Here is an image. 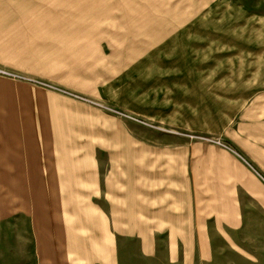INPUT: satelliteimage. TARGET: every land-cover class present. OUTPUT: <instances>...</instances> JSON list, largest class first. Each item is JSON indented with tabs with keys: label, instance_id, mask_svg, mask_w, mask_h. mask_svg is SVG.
<instances>
[{
	"label": "rangeland",
	"instance_id": "374dc122",
	"mask_svg": "<svg viewBox=\"0 0 264 264\" xmlns=\"http://www.w3.org/2000/svg\"><path fill=\"white\" fill-rule=\"evenodd\" d=\"M177 182L181 238L128 220ZM0 264H264V0H0Z\"/></svg>",
	"mask_w": 264,
	"mask_h": 264
},
{
	"label": "crops",
	"instance_id": "0c3cea01",
	"mask_svg": "<svg viewBox=\"0 0 264 264\" xmlns=\"http://www.w3.org/2000/svg\"><path fill=\"white\" fill-rule=\"evenodd\" d=\"M71 170L69 169V172ZM74 172L70 173H79L78 169H73ZM84 174L81 177L87 175L85 180H89V174L87 171L82 172L80 174ZM112 176H111V175ZM109 175L102 176L101 182L94 181H87L88 184H93L102 188V195L103 201L101 209L99 210L101 222L103 229L105 231H109L110 223H114L118 229L122 230L125 233V227L122 224L126 222V213L127 210L125 209L124 203L126 200L124 185L125 180L123 177L116 176L115 172H111ZM118 175L120 172L117 173ZM110 177L117 179V188H113ZM92 178V177H91ZM168 178V177H167ZM186 182H177V185L174 188L173 183H170V187L162 188L156 194V197L152 198H136L134 195L133 203L131 210L128 211L130 221H134L135 223H151L150 229L152 231H157L159 234H167V237L179 238V231H187L190 227L188 223L192 220H196L197 222L200 221L199 218H195V210L193 209L194 206H191L189 202V193L188 189L186 192L184 191V187ZM181 186V187H180ZM149 199V200H148ZM112 216V218H111ZM194 218H193V217ZM138 225V224H137ZM121 226V227H120ZM140 230H143V227L140 225ZM198 230V228H197ZM165 232V233H164ZM157 233V234H158ZM142 234V233H141ZM140 234V235H141ZM158 234V235H159ZM156 234H152L154 236ZM161 235V234H160ZM186 234H182L184 237ZM204 236V235H203ZM199 234V242L197 241L198 250L197 253L201 257V260L207 258L209 251L211 250L210 241L208 240V244L204 241L205 236L203 237ZM186 237H190L187 236ZM181 238V237H180ZM173 252V251H172ZM186 252H192L191 249L188 247Z\"/></svg>",
	"mask_w": 264,
	"mask_h": 264
}]
</instances>
